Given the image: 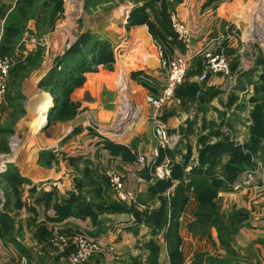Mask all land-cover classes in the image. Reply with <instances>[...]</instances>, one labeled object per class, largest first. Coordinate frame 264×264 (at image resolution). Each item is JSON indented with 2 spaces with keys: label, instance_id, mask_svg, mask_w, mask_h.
<instances>
[{
  "label": "crops",
  "instance_id": "1",
  "mask_svg": "<svg viewBox=\"0 0 264 264\" xmlns=\"http://www.w3.org/2000/svg\"><path fill=\"white\" fill-rule=\"evenodd\" d=\"M261 1L263 0H176L168 5L167 14L175 12L177 19L187 28L192 39L191 50L187 54L196 60L199 57L202 58L206 51L212 49L216 52L218 40L224 37L226 41L223 42L222 47L226 46L227 49L233 50L232 53H240L236 51L237 32H241L243 25L241 21L243 17L239 14L241 12L245 17V6ZM0 2L6 8H10L15 5L16 0H0ZM115 2L121 9L119 20L109 21L103 26L104 28L90 27L91 29L87 28L88 30H81L78 33L80 36L89 32L111 43L114 58V63L111 65L112 71L99 66L96 70L84 73L82 86L69 94L70 101L80 106L79 113L70 121L59 123L57 112L50 111L53 108L51 96L38 91V83L52 68L54 60L52 62L47 60V63L43 61L37 70L36 92L31 95L24 93L27 97L25 105L30 123L36 117V110L44 102V94L49 95L51 104L45 112L46 125L55 132L54 135H49L47 144H42L36 154H31L30 160L21 172L15 166L20 176L28 181L19 188L20 190L23 188V195L20 197L23 204L21 210L26 217L20 229L26 230L23 227L25 225L27 230L34 231L33 240L36 247L28 248L17 238L27 251L25 255L13 244L4 243L0 239V248L5 252L7 250L10 256H12V253H9L11 251L25 257L33 264H38L36 256L39 255L45 257L46 264H70L67 255L58 254L51 241L56 236L70 239L79 234L99 241L104 247L113 248L110 254H98L86 264H152L153 259L149 249L151 244L158 248L154 257L156 263L170 264L169 247L171 246L167 240V227L155 229L145 222V217L146 213L148 216L149 212L160 208V196L174 195L180 180H172L170 187L161 194L151 195L150 189L159 181L167 182L172 166L181 163L182 157L186 154V148L191 147L192 155L184 168L186 179V175L198 164V149L201 148L198 141L210 133L214 134L219 130L222 132L225 128L226 131L223 133H229L241 149L246 147V143L250 140L249 133L252 128L250 111L253 109L250 99L253 95L248 94V91L249 87L258 84L260 72H257V79L252 81V73H242L245 68L241 63L238 69L242 76L240 74L241 77L235 81L236 84L234 83L231 89L227 87L224 78L211 76L207 81L202 102L198 106L194 102L185 104V99L176 95L177 91L167 106L155 111L147 105L148 108H145L143 115L139 105L135 108L131 106L130 109L128 106L130 103H124L127 108L122 113L130 115V117L127 116L129 121L122 133L117 130L116 118L120 111L121 89L127 85L145 92L146 96L157 95L165 86L168 73L160 65L162 57L170 59L185 56L186 53L183 45L174 40L166 41L168 44H157L145 24L127 27L131 11L146 5L145 2L115 0L113 3ZM155 4L152 8L147 5L145 7V11H150L148 14L150 22H153L158 10H161V2ZM239 9L240 12H238ZM30 24L34 29V22ZM228 26L236 31L235 35L226 29ZM58 28L60 26L55 25L54 32L48 33L44 38L45 45L51 49L54 46V48L61 46L63 42L62 51H59L58 55L54 53L53 58L62 55L75 40V38L67 39L73 36L68 25H63L62 29ZM37 46L25 43L20 50L8 58L16 62L35 52ZM48 53L52 54V50L49 49ZM256 69L260 70L261 67L258 66ZM185 81L194 83L195 77H188ZM227 98H231L234 102V105L228 108L229 110L225 103ZM158 122L165 124L168 128L174 141L171 150L180 151L173 159L165 156L160 162H157L159 154L156 157L152 156V151L157 146L153 129ZM110 134H120V138L114 141L115 139L112 138L117 137H112ZM217 138L209 135L208 141L213 143ZM106 142L127 148L134 159L125 162L120 156L113 155L105 145ZM46 152L54 158L50 160L47 169L40 167L38 162L41 153L47 154ZM58 156H62V160L59 161ZM138 156L145 157L144 165L136 164ZM81 158L89 159L93 164L95 173L93 171L92 180L102 188V197L121 204L130 211L104 214L99 216L95 223L89 217H68L61 222L49 220L55 217L52 203L68 199L70 192L77 194L76 180H79L81 175L78 178L75 177L76 184L72 185L68 179L69 176L64 172V166L71 159ZM57 162L61 169L56 170ZM224 162L226 158H223L222 163ZM219 169L218 167L216 170L218 177ZM108 170L120 175L123 192L132 193L134 200L121 201L110 192L109 180L106 176ZM161 171L165 174L162 179L156 176ZM32 188L33 193H31ZM51 191L55 195L46 209L42 198L45 193ZM85 192L86 190H83L82 195H85ZM186 196L185 205L177 221L174 222L176 223L174 235L178 238L177 249L182 258L180 264H197L199 261L208 259L211 260V264L220 262L264 264V174H257V183L254 186L239 192L220 191L214 199L217 213L229 236L216 225L198 222L195 218L198 203L192 189ZM40 228H45L49 233L43 240L37 239L39 235L37 231ZM173 242L174 239L172 244ZM42 260L43 258L39 259V261Z\"/></svg>",
  "mask_w": 264,
  "mask_h": 264
},
{
  "label": "trees",
  "instance_id": "2",
  "mask_svg": "<svg viewBox=\"0 0 264 264\" xmlns=\"http://www.w3.org/2000/svg\"><path fill=\"white\" fill-rule=\"evenodd\" d=\"M114 1L85 0L84 11H90L92 8L100 5L112 6ZM138 1H143L147 7L152 8L154 3L159 0H136V2ZM39 2L41 0H16L12 11L9 13L7 12L8 9L6 6H0V21L4 19L3 34L0 41V56H11L14 53L16 43L20 40L21 35L26 32L24 26L28 21H36V30L41 35L54 29L55 22L62 13V0H46L41 6H38ZM146 5L131 11L128 17L127 27L145 24L148 27L149 34L157 44L167 43L166 35L172 34L169 29V16L167 15L168 4L161 1V10L154 16L156 25L150 22L149 15L145 12ZM39 13H44L45 20L39 19ZM41 56V52L38 50L26 55L24 58L18 59L9 72L11 86L27 75L29 69H35L39 65ZM113 63L114 58L111 43L89 32L81 34L75 43L67 48L62 55L54 59L52 68L40 80L38 88H41L51 96L53 108L50 111L57 112L59 116L57 121L64 123L75 117L77 104L70 101L69 94L74 89L82 86L84 82L83 74L96 70L99 66H103L108 71H112L111 65ZM257 64L263 69L262 75L259 77L262 84L264 81V56L258 59ZM93 66L95 67L93 68ZM17 85L16 83L14 88ZM195 90V86L188 85L184 87V85H180L176 89L177 92H175L177 96L186 99L185 95L189 96V92ZM49 95L45 99L51 104ZM263 99L264 95L261 96L259 101ZM255 102L258 101L255 100ZM260 107L263 106L255 105L251 113L253 120L251 136L259 137L260 135L264 137V119ZM42 117L44 116L42 115ZM215 135L219 134L216 133ZM205 140L207 141L208 139L205 137L200 139L201 148L198 149V164L186 175V179L184 168L191 158V147L186 148V154L182 157V162L172 166L167 182L159 181L150 189L151 195L161 194L170 187L172 180H180V184L177 186L174 195L172 197L160 196V208L156 211L149 212L148 216L146 213L145 217V222L155 227V229L159 230L162 227H167V240L171 246L169 247L171 252L170 264H180L182 260L181 254L177 249L178 238H175L174 235V228L176 227V223L174 222L177 221L187 200L186 195L191 189L198 203V208L195 212L196 220L200 223L216 225L222 232L229 236L227 229L223 225V221L217 213L214 199L218 192L227 190V183H231L236 178L238 173L248 164L249 159L243 156L241 147L235 146L226 136H222L218 142L213 144H209ZM105 145H107V148L113 155L120 156L125 162H130L134 159L130 151L123 146L113 145L109 142H106ZM179 152V150L174 149H160L157 162L162 161L165 156L173 159ZM223 158H226V162L224 163H222ZM52 159L53 156L50 153H41L38 162L39 165L48 167ZM218 167L220 168L219 177L216 174ZM92 175V170H89L88 167L84 168L81 178L76 180L77 194L70 192L68 199L52 203L51 207L55 212V217L49 220L61 222L68 217H89L95 223L98 217L104 214L127 213L130 211L121 204L113 202L108 198H103L102 188L97 182L92 180ZM0 177L2 180V182L0 181L1 187L5 185L6 187L17 189V193L14 194L16 197L20 195L18 188L28 182L20 176L17 168L13 164H8L6 170ZM83 190H86L85 195L81 193ZM33 192L34 189L32 188L31 193ZM54 195L55 193L53 191L43 195L42 199L46 209L49 207ZM7 196L5 195L6 198H9ZM8 203L9 201H5L4 207ZM22 205L19 197V200L17 199L16 201V208L21 209ZM37 232L39 234L38 240H43L49 235L45 228H40ZM20 233V228L15 231L14 223L10 217L0 212V239L4 243L13 244L19 252L26 255L27 251L17 241ZM172 239H174V245L172 244ZM149 249L151 250L153 259L151 260L152 264H157L154 257L158 252V248L154 244H151Z\"/></svg>",
  "mask_w": 264,
  "mask_h": 264
},
{
  "label": "rangeland",
  "instance_id": "3",
  "mask_svg": "<svg viewBox=\"0 0 264 264\" xmlns=\"http://www.w3.org/2000/svg\"><path fill=\"white\" fill-rule=\"evenodd\" d=\"M1 1H4V0H1ZM45 1L46 0H41V2L38 3V6H41L42 3H45ZM161 1H164L165 3L170 5L176 0H159L158 2H161ZM84 3H85V0H62V13L60 17L58 18V20L55 22V25L56 27L60 26V28L58 29H62L63 25L64 26L68 25L69 28L72 30L73 36L71 35L67 39L75 38V40L69 45V47L73 43L76 42L77 38L79 37L78 33L81 30H88L87 28L95 29L96 26L99 28H104L103 26L109 23V21L113 22V21H116L117 19L119 20L121 16V9L118 8V5L116 4V2L113 3L112 6L111 5H100L86 12L84 11V5H85ZM155 5L156 4L154 3L153 7H155ZM0 6H2L1 2H0ZM13 7L7 8L8 9L7 12L9 13L10 11H12ZM245 8H246L245 17L243 13L241 14L240 12L241 10L240 9L238 10V12H240L239 16H242L243 18H245L244 20L243 18L241 20L243 24L241 28V32L238 31L237 37H236L237 38L236 39L237 40L236 51L238 52L240 51V53H237V52L232 53L233 50L227 49L226 46L224 48L222 47L223 42L226 41L225 37L218 40L219 42L217 43L216 52H214V53H217L218 55H221L223 58H225L227 69H228V74H225L223 72L212 73L206 69L207 60L205 58V53H212L213 52L212 49L210 51L204 52L202 55V58L199 57L196 60H194L195 58L192 59V57H190L191 59L190 65L185 72L182 83H184V87L188 85L195 86L196 90L193 92H189L188 94L189 96L185 95L186 99L188 100L187 101L185 99L186 101L185 104H192V102H194V104L198 106L202 102L201 99H202V96L206 92L205 87L207 85V81L209 80L211 76H219V77L224 78L227 82V87L229 88L232 87L233 81L235 83V81H237L242 76L241 71H239L238 69L240 63L242 67L245 68V71H242V73L243 72L252 73L251 74L252 81H255L257 79V76H258L257 72H260L259 76L262 75L263 69L261 68L259 70L256 68L259 66L257 64L258 59L261 56H264V0L256 4L250 3V5H248V7L246 5ZM145 12L147 14H150L149 10L148 11L146 10ZM159 12L160 10H158V13ZM38 15H40L39 16L40 20H43V19L45 20L46 17L44 18L45 16L44 13H39ZM167 15L169 16L170 14H167ZM32 21L34 22V25H35L34 29L31 28L32 24L30 23H33ZM169 21H170V18H169ZM3 22H4V19L0 21V23L2 24V26H0L1 27L0 41L2 38V34H3ZM152 23L156 25L155 19H153ZM171 24L172 23L170 21L169 29L172 34L166 35V36L172 37L173 40L176 41L175 39L177 38V35L173 31ZM181 24L184 25L183 23ZM36 26H37V23L35 20H30L26 23V25L24 26L26 29V32L21 35L20 40H18V42L16 43L14 47L15 50L12 56L17 52V50H20L25 43L36 44L38 46L35 49V52L39 50L42 55L39 65L35 69H29L27 75H25L20 81L15 82L14 85L16 83L18 84L15 88H14V85L11 86L10 84L11 82H10V75H9L7 93L5 96H2V97L0 96V175L6 170L8 164H13L21 172L22 169L26 166L27 162L30 160L31 154L32 153L36 154V152H38L42 144H47L49 142V135L50 134L54 135V132H55L54 129L52 128L49 129V126L46 125L47 122H46L45 112L50 106V103L48 102L47 99H45V97L48 94H44V98H43L44 102L42 103V106L38 110H36V117L32 123L29 122V119H28L29 113H28V110L26 111L25 100L27 97L24 96L25 95L24 93H28L29 95H31V93L36 92L35 81L37 80V77H38L37 70L40 68L41 63L43 61H46L47 63V60H50L52 62L55 59L52 57L53 55H55L54 53H57L58 55V52L62 51L61 46H63V42L61 46H58L56 48H54L55 47L54 46L52 47V49L51 47L49 48L48 46H46L44 38L48 33H53L54 29L52 31H49L41 35L40 33L37 32ZM29 27L32 29V31L30 30ZM74 29L77 30V32ZM226 29H228L232 35L236 34V31L234 29H231L229 26ZM167 37H166V41H167ZM180 44L182 46V43ZM49 49L52 50V54L48 53ZM5 57H9V56H0V58H5ZM163 59H166V58H163ZM16 62L11 61V65L13 66V64ZM12 66H11V69H12ZM204 74H205V80L204 82H200L199 79ZM188 77H192V78L195 77V82L192 83V82L185 81L186 78ZM261 82L262 81L258 80L257 85H254L253 87H249L248 94H252L254 97L250 99V102L253 103L252 108H254L255 105L263 106L260 108H261V112L263 113V119H264V99L262 101H259L261 99V95H264V81L262 84ZM182 83L180 85H182ZM180 85H178L177 87H179ZM135 89L130 88L127 85H125V87L121 89L122 91L120 95L121 97L120 111H119V115L116 118L117 120L119 119V122H117L116 120V123H118V125L116 124L117 127L115 125V127L120 133H122L123 130L126 129L127 123L129 121V118H127L128 114L124 115L125 112L122 113L123 110L127 108L126 107L127 105L124 103L126 102L127 104L130 103V105H128L130 109H131V106L135 108L136 105H139L142 115L145 112V108H148L147 106L148 104L146 103V98H145L146 96L145 92H142L140 90H135ZM38 91L45 92L41 88H38ZM175 91L173 94V98L175 95ZM255 100L258 102H255ZM225 103L227 106V110H229L228 108H231V106L234 105V102L231 100V98L230 99L227 98V101ZM79 108L80 106L77 104L75 116L79 113ZM250 112L252 113V111ZM42 115L44 117H42ZM128 117H130V115ZM59 123H62V122H59ZM252 125H253V120H252ZM34 128L36 130H34ZM224 131H226L225 128L222 129V132H220V130L219 132H217L219 135H215L216 133L209 134L211 136H215L216 138L218 136L217 140L213 143L218 142L222 138V136H226V138H228V140L232 142L235 146L240 147L239 145L236 144L237 142L232 137H230V134L223 133ZM116 135L117 134H111L112 137L113 136L115 137ZM208 136L205 138L208 139ZM256 137L258 136H251V131H250L249 133L250 140L245 145L247 147L246 148L242 147L241 149L243 156L248 157L249 162L244 167V169L238 173L236 178L231 183H227L228 191H232L230 189V186L235 182L237 177L244 170H247L248 172L257 171V173L264 174V137L260 135L258 139H256ZM112 139H115L114 141H116V139L118 138H112ZM198 143L200 144V140L198 141ZM208 143L213 144L209 141ZM58 159L59 161L62 160V156H58ZM58 164L59 162L56 163V170L61 169V166H59ZM39 166L46 168V169L48 168L43 165H39ZM64 167H65L64 172L66 175L69 176L68 179L69 181H71L72 185L76 184L74 180L82 174V171L84 170V168L88 167L89 170L94 171V166L91 163V161L89 159H84V158L69 160ZM0 181L2 182L1 179ZM1 182H0V212L7 214L10 217V219L14 223V227L16 231L17 229L21 228V223L24 222V220L26 219V217L23 216L22 214L23 210L16 208V201L17 199L19 200V197L23 195L22 194L23 188H21V190L18 188V190L20 191L19 192L20 195L16 197L14 194L17 193V189L16 188L13 189L8 186L6 187L5 185H2L1 187ZM5 195H8L7 197L9 198H6ZM5 201L7 202L9 201L6 207H4ZM23 227L26 230L24 231L23 229L21 230L20 237L18 238V240L23 242L28 248L32 249L36 247V244L33 240L34 231L27 230L28 228H25V225H23ZM0 254L3 256L5 255V251L2 248H0ZM96 256H98V254L92 256L90 259ZM36 257L38 259V264L47 263V262H44L45 257L41 255L36 256ZM41 258H43V260L39 261V259ZM197 264H211V260L208 259L207 261L205 260L201 262L199 261V263ZM218 264H227V263L220 262ZM230 264H243V263H239V262L231 263L230 262Z\"/></svg>",
  "mask_w": 264,
  "mask_h": 264
},
{
  "label": "built area",
  "instance_id": "4",
  "mask_svg": "<svg viewBox=\"0 0 264 264\" xmlns=\"http://www.w3.org/2000/svg\"><path fill=\"white\" fill-rule=\"evenodd\" d=\"M172 29L177 35L175 39L178 43H182L184 47L185 56L173 57L170 59H161L160 65L162 68L168 71L166 77L165 86L157 95L146 96V103L155 111H159L169 104L173 98V94L178 85L182 83L185 72L190 65V57L187 52L191 50V36L188 30L181 24L177 19L175 12H171L169 15ZM0 26L2 24L0 23ZM1 33V27H0ZM167 41H173L172 37H167ZM160 50V47H159ZM205 58L207 60L206 69L212 73L223 72L228 74L227 64L225 58L217 53H205ZM11 59L8 57L0 58V96H5L7 93L9 71L11 69ZM205 74L199 79L200 82H204ZM235 80V78H234ZM234 85V81H233ZM154 137L156 139L157 146L152 151V156H158L160 149H171L174 146V141L172 140L168 128L165 124L158 122L155 124L153 129ZM144 165L145 157L138 156L136 158V164ZM257 171L248 172L244 170L235 180V182L230 186L233 192H239L254 186L257 183ZM164 173L158 172L156 176L160 179L164 177ZM106 176L109 180V190L112 194L116 195L119 200L127 201L134 200L132 193L123 192V183L119 174L112 170L106 172ZM52 245L56 247L57 253L61 255H67V259L70 264H85L92 256L96 254H110L113 251L111 246L104 247L97 240L89 239L84 235L76 234L74 237L68 239L63 236H56L51 241ZM71 243V245H70ZM72 247V249H70ZM10 256L5 252L3 256L0 254V264H33V262L28 261L25 257L15 253Z\"/></svg>",
  "mask_w": 264,
  "mask_h": 264
},
{
  "label": "bare ground",
  "instance_id": "5",
  "mask_svg": "<svg viewBox=\"0 0 264 264\" xmlns=\"http://www.w3.org/2000/svg\"><path fill=\"white\" fill-rule=\"evenodd\" d=\"M111 135V134H110ZM114 137V136H113ZM115 137L120 138V134H117Z\"/></svg>",
  "mask_w": 264,
  "mask_h": 264
}]
</instances>
